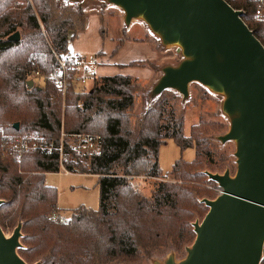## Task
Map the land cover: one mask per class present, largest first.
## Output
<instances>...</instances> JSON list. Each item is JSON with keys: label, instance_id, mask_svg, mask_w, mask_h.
I'll return each instance as SVG.
<instances>
[{"label": "trees", "instance_id": "obj_1", "mask_svg": "<svg viewBox=\"0 0 264 264\" xmlns=\"http://www.w3.org/2000/svg\"><path fill=\"white\" fill-rule=\"evenodd\" d=\"M66 1L0 0L1 227L5 232L22 223L18 253L29 264H114L194 243L193 220L208 213L203 200L214 194L206 185L219 188L208 173H223L229 164L227 152L210 137L225 125L200 116L185 134L186 110L180 103L185 98L173 89L156 96L133 121L138 78L131 75L96 76L92 88L73 84L64 94L55 84V53L69 51L71 39L86 25L80 2L62 7ZM227 1L243 11L264 44L256 0ZM16 32L20 38L10 39ZM36 75L44 84L29 88ZM62 132L102 135L103 153L75 167L98 176L99 208L77 207L59 222L52 218L62 212L58 188L46 184V174L60 169L57 154L30 150L17 161L4 153L3 142L27 134L59 140ZM169 139L182 150L195 148L196 156L177 159L168 173L176 181H157L146 194L137 179L164 178L160 148Z\"/></svg>", "mask_w": 264, "mask_h": 264}, {"label": "water", "instance_id": "obj_2", "mask_svg": "<svg viewBox=\"0 0 264 264\" xmlns=\"http://www.w3.org/2000/svg\"><path fill=\"white\" fill-rule=\"evenodd\" d=\"M82 2V0H69ZM122 9L126 23L141 18L163 46L177 45L183 59L162 67L152 99L167 89L190 95L198 82L224 97L230 119L222 143L234 141L237 171L208 173L221 193L204 199L209 211L194 222L187 256L164 264H261L264 255V44L227 0H104ZM20 33L10 36L18 40ZM29 88L35 84L28 81ZM19 125L17 124V127ZM4 201L0 199V205ZM22 223L8 236L0 224V264H29L18 253ZM34 264H41L40 262ZM154 264H163L155 261Z\"/></svg>", "mask_w": 264, "mask_h": 264}, {"label": "rangeland", "instance_id": "obj_3", "mask_svg": "<svg viewBox=\"0 0 264 264\" xmlns=\"http://www.w3.org/2000/svg\"><path fill=\"white\" fill-rule=\"evenodd\" d=\"M74 4L67 0L61 6L72 8ZM80 5L85 11L86 25L83 31L71 39L69 48L73 52L97 57L96 75L98 77L125 74L138 78V88L135 90L136 103L130 115L131 119L135 121L153 104L154 99L151 98V91L158 80L155 77L162 74V67L176 65L183 59L182 53L178 50L179 46H163L161 39L152 33L143 19L135 18L128 24L122 9L115 5H109L104 0H82ZM122 40L123 44L116 50ZM133 61H137L138 64H131ZM34 78V86L44 84L43 77L36 75ZM90 88L92 85L87 89ZM223 100L222 95L194 82L190 85L189 97L184 100L181 98L180 103L181 107L183 106L184 108H182L186 110L184 128L187 135L190 134L192 125L199 121L200 116L211 123L225 125L223 131L211 133L210 137L218 143L220 149L227 152L230 159L225 170H230L234 175L237 171L234 155L236 144L234 141L222 143L218 139L230 128V119L222 110ZM195 156V148L182 150L173 139L167 140L160 148V164L165 175L164 178H138L140 189L146 194H150L156 187L157 181L175 182L174 176L168 174L175 161L180 158L192 161ZM97 182V175L81 173L79 170L71 174L58 172L46 174V184L58 188V204L62 208L61 213L66 217L71 215L73 209L80 206L99 208L100 195ZM206 187L214 193L211 198L209 197L210 199L216 198L221 193L220 187L210 185H206ZM205 216L206 214L203 217H197L193 222H201ZM13 231L14 229H8L5 233L10 236ZM192 244H185L180 249L169 247L161 252L143 255L134 260L117 261L114 264H154L155 261L164 264L171 254L175 255L176 261H181L187 256V247Z\"/></svg>", "mask_w": 264, "mask_h": 264}, {"label": "built area", "instance_id": "obj_4", "mask_svg": "<svg viewBox=\"0 0 264 264\" xmlns=\"http://www.w3.org/2000/svg\"><path fill=\"white\" fill-rule=\"evenodd\" d=\"M256 2V16L264 19V0H256ZM55 55L59 63L55 84L63 93H66L73 84L79 89L88 88L96 78L97 57L71 50ZM3 150L7 156L17 161H20L30 150L56 153L60 163L58 173L71 174L76 173L75 167L78 162H89L93 157L103 153V137L97 133L87 132L72 134L62 132L59 140H48L31 134L8 136L3 142ZM52 218L64 222L66 216L60 211H55Z\"/></svg>", "mask_w": 264, "mask_h": 264}, {"label": "crops", "instance_id": "obj_5", "mask_svg": "<svg viewBox=\"0 0 264 264\" xmlns=\"http://www.w3.org/2000/svg\"><path fill=\"white\" fill-rule=\"evenodd\" d=\"M160 76H161V74H158V75L155 77V79L159 78ZM58 207L61 208L59 204H58ZM61 209H62V208H61Z\"/></svg>", "mask_w": 264, "mask_h": 264}]
</instances>
